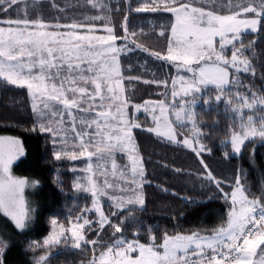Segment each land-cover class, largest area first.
Masks as SVG:
<instances>
[{
  "label": "snow or ice",
  "instance_id": "snow-or-ice-1",
  "mask_svg": "<svg viewBox=\"0 0 264 264\" xmlns=\"http://www.w3.org/2000/svg\"><path fill=\"white\" fill-rule=\"evenodd\" d=\"M141 14L152 19L137 21ZM149 36L156 44L143 42ZM165 66L175 74L162 73ZM141 83L159 91L147 99L129 92ZM14 89L26 90L28 116L0 127L42 137L53 165L70 164L67 188L61 167L52 183L66 202L71 192L72 207L63 219L46 217L40 240L28 238L43 218L27 190L42 180L15 174L29 154L26 139L0 134V264H56L68 250L79 264H264V180L253 192L243 164L230 174L212 167L211 133L196 110L201 100L223 101L222 157L246 154L256 167L257 146L264 149V0H0V93ZM137 130L162 148L187 150L196 169L163 152L153 161ZM150 164L179 178L184 194L156 182ZM149 186L188 204L198 202L188 189L222 201L218 224L185 229L175 210L171 227L147 224ZM81 193L90 203H77ZM18 246L23 258L10 261Z\"/></svg>",
  "mask_w": 264,
  "mask_h": 264
},
{
  "label": "trees",
  "instance_id": "trees-1",
  "mask_svg": "<svg viewBox=\"0 0 264 264\" xmlns=\"http://www.w3.org/2000/svg\"><path fill=\"white\" fill-rule=\"evenodd\" d=\"M136 19L137 21L146 22L151 20L152 17L147 14H141L137 16ZM247 38L250 39L251 37L248 36ZM143 42L146 44H156V39L155 37L149 36ZM161 71L162 73L169 72L174 74V70L172 72V70H169L168 68H163ZM242 78L245 82L252 80L248 74H242ZM254 83L256 85H260L262 82L257 77L255 78ZM136 85H139V87H136ZM128 88L130 93L134 91L137 97L143 96L145 99L149 98L145 95V92L154 93L159 91L155 88H148V86L143 85L142 83L128 85ZM151 98L155 99L157 97L153 95ZM223 108V101L216 105L205 106L201 100V103L197 105L196 109L202 117L201 123L205 131L211 133L207 142L211 144L214 149V155L210 158L212 167L219 173L230 174L233 171L234 165L243 164L244 168L248 170L251 191L258 192L261 181L264 180V149L257 146L255 156L256 167H253V165L249 163L246 154L242 159L234 158L231 160H225L222 157V153L225 149L224 146L221 145L220 140L223 139L225 135L229 121L226 120L223 115ZM28 113L29 109L27 107L26 90L14 89L0 93V125L5 123L12 125L23 123V121L27 118ZM138 117L143 120L144 114H141ZM6 131L8 134L21 135L22 138H25L26 148L29 150V154L27 159L24 160V163H18V165L14 166L15 173L17 175L30 176L32 178L42 180V187H40L38 191L36 189L33 191L31 199L35 202L33 206L38 209L41 217L43 218V222L36 226L28 236V238L33 240H40L47 234L48 231L46 217L55 212L60 215L61 219H63V214L72 207L71 192L68 193L66 202V198L52 183V176L54 175L55 167H61L63 169L62 175L67 182L65 185L67 188L72 178V174L69 170L70 164H68V162H64L63 164L53 165L51 163V158L45 154L42 137H37L36 134L25 133L22 129L6 130L0 127V134H4ZM137 131L138 139L141 141L142 146L147 150V152L152 154L153 161L162 159V157L156 155V153L163 152L169 162L175 161L176 166H184L188 168L189 171H194L196 169L197 165L187 150H174L171 146H165L162 148L157 141L149 138L147 134L142 133L139 130ZM148 167L149 171H152L153 167L155 168V175L157 177L156 182H161L166 179L168 181V185L166 186L174 185L176 191H181V195L184 194L183 189L185 186L178 183L177 181L179 178L174 177L168 169L160 168L159 165L156 164H150ZM146 190L149 194L150 201L147 211L142 213L141 217L147 224L159 223L162 226L171 227L173 221H170L169 216L173 210L184 213V217L180 222L184 225L185 229H194L198 227L212 228L219 222L218 217L222 212V201L206 200L200 196L198 192H193L188 189V195H195L198 197V202L196 204H188L171 196V194L161 193L154 187L149 186ZM77 203L83 206L85 203H90V200L87 195L80 194L77 199ZM169 204L172 206L171 208L166 207ZM105 207L107 208V204ZM21 239L27 243L25 238L21 237ZM62 259L67 261L66 264H79L81 257L75 250H68L61 251L56 262H60V264H62Z\"/></svg>",
  "mask_w": 264,
  "mask_h": 264
},
{
  "label": "rangeland",
  "instance_id": "rangeland-1",
  "mask_svg": "<svg viewBox=\"0 0 264 264\" xmlns=\"http://www.w3.org/2000/svg\"><path fill=\"white\" fill-rule=\"evenodd\" d=\"M229 55H230V53H229ZM167 68H168L169 70H172V72H173V70H174V68H169V67H167ZM174 74H175V70H174ZM200 103H201V101H200L198 104H200ZM141 114H143V113H140V114H138V115H141ZM120 157L123 158V160H124L123 154H121ZM21 159H22V158H21ZM123 160L118 161V162L123 163V162H124ZM14 166H15V165H14ZM69 169H70V166H69ZM14 172H15V171H14ZM15 174H16V173H15ZM34 190H35V189H30V190H27V192H30V193H31V196H32V193H33ZM26 194H27V193H26ZM81 194H82V193H81ZM30 198H31V197H30ZM105 206H106V205H105ZM0 222H2V218H0ZM21 253H22V248L18 246L16 249L13 250L12 253L9 254V259H10V261L15 262V261H17V260L23 258L22 255H21ZM61 263H62V264H66L67 261H66L65 259H62V260H61ZM56 264H60V262H56Z\"/></svg>",
  "mask_w": 264,
  "mask_h": 264
},
{
  "label": "crops",
  "instance_id": "crops-1",
  "mask_svg": "<svg viewBox=\"0 0 264 264\" xmlns=\"http://www.w3.org/2000/svg\"><path fill=\"white\" fill-rule=\"evenodd\" d=\"M150 67L152 68L153 71H155L157 68H159V62H155L153 64H150ZM165 69L167 68V66L164 67ZM131 74H136V73H131ZM136 87H139V85H136ZM151 90V89H150ZM150 92V91H149ZM138 115V114H137ZM140 116V115H138ZM121 154H118V161H121L123 160V158L120 157ZM124 161V160H123ZM84 194V193H82ZM84 195H87V194H84Z\"/></svg>",
  "mask_w": 264,
  "mask_h": 264
}]
</instances>
